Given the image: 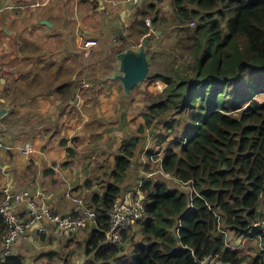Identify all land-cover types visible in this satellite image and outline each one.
Masks as SVG:
<instances>
[{"label": "trees", "instance_id": "16d2710c", "mask_svg": "<svg viewBox=\"0 0 264 264\" xmlns=\"http://www.w3.org/2000/svg\"><path fill=\"white\" fill-rule=\"evenodd\" d=\"M126 2L129 10L135 7ZM155 2L160 6L163 0L146 2L147 14L137 10L132 15L128 29L139 43L151 27L163 25ZM171 8L174 24L187 33L190 74L156 73L146 79L150 84L139 113L144 124L122 141L102 193H90L88 206L98 214L97 226L88 229L79 245L90 257L88 264H197L216 253L229 264H264L258 239L252 257L243 252L250 242L242 244L261 234L254 224L264 220V100H258L264 95V0H171ZM118 40L105 50L101 65L83 69L86 83H95V74L115 71L116 56L130 44L123 35ZM149 63L151 70L154 60ZM56 92L65 100L77 91L71 85ZM148 131L145 168L151 177L141 183L145 217L124 234L121 244L109 245L108 213L121 198ZM68 152L69 158L76 153L72 148ZM154 164L157 172L150 169ZM93 185L87 180L83 187L91 191ZM6 229L0 214V242ZM228 235L239 249L226 246ZM57 256L42 255L47 264ZM0 264L27 263L24 256L0 255Z\"/></svg>", "mask_w": 264, "mask_h": 264}, {"label": "crops", "instance_id": "0c3cea01", "mask_svg": "<svg viewBox=\"0 0 264 264\" xmlns=\"http://www.w3.org/2000/svg\"><path fill=\"white\" fill-rule=\"evenodd\" d=\"M33 3L39 0H0V106L4 101L10 107L0 126V191L10 188L13 194L27 193L55 215L76 216L69 198L81 197L88 203L91 192L101 194L122 141L134 137L136 128L144 124L139 115L144 92L142 102L139 97L130 100L121 83L112 81L120 74L118 55L111 76H92L95 83L84 87L80 106L75 95L62 100L56 90L72 85L77 91L87 82L83 69L95 62L102 64L114 40L128 37L125 22L133 20L131 14L140 8L129 10L125 0H46L44 5L31 7ZM98 17L104 20L99 26ZM85 40L98 42L90 56L82 50ZM136 107L134 116L131 109ZM149 131L132 161L121 197L138 194L142 181L151 177L145 168ZM28 145L33 152L25 155ZM70 148L76 152L71 158ZM67 162L69 167L64 166ZM50 171L54 173H46ZM87 180L94 184L91 191L83 187ZM27 209V202L12 207L21 216ZM40 228L46 232L40 233ZM88 229L74 236L85 241ZM69 236L54 223L42 221L12 245L10 254L24 256L27 264L44 263L42 255L50 245L54 248ZM4 254L0 244V255ZM78 258L74 264L90 260L85 253Z\"/></svg>", "mask_w": 264, "mask_h": 264}, {"label": "built area", "instance_id": "2783aa9c", "mask_svg": "<svg viewBox=\"0 0 264 264\" xmlns=\"http://www.w3.org/2000/svg\"><path fill=\"white\" fill-rule=\"evenodd\" d=\"M133 5H139L142 0H127ZM97 43L94 41H89L84 44L87 50L96 46ZM31 146H27L23 153L29 155L32 153ZM165 177H170L168 174H163ZM4 198L0 202V214L3 216L6 223V233L3 236L2 243L6 249V254L9 253L11 246L16 243L21 236L35 227L38 223L42 221H48L54 223L62 232V234H73L83 231L88 226H97L98 214L96 210L89 207L83 198L80 197H70L69 200L74 205L78 216H68L61 217L55 215L50 209L44 208L38 205L35 201L29 198L27 193L24 194H13L10 188L3 189ZM27 202L28 209L27 212L21 216L12 210L14 203H24ZM108 216L110 218V228L107 232L106 243L109 245H119L123 242L124 234L131 228L138 225L140 221L145 217V202L141 191L139 193L131 192L128 196L118 198L114 203L112 209L109 211ZM254 227L258 228L261 234L256 237L244 238L242 244H245L250 240V243H256L257 239L260 248L264 251V220L259 221L254 224ZM40 233H45L44 228L39 229ZM226 246L237 250L235 248L230 235L225 236ZM197 264H229L224 262L220 253H216L207 257H204ZM243 264H248L244 263Z\"/></svg>", "mask_w": 264, "mask_h": 264}, {"label": "rangeland", "instance_id": "374dc122", "mask_svg": "<svg viewBox=\"0 0 264 264\" xmlns=\"http://www.w3.org/2000/svg\"><path fill=\"white\" fill-rule=\"evenodd\" d=\"M146 2H153V0H145L144 3L140 6L139 10H145L146 14L149 10L146 9ZM156 8L159 10V16L163 18V25L161 28L158 29V31L162 32L161 35H158L152 27L151 34V41L149 43V57L154 60V63L152 65L151 70L149 71L150 76H154L156 73H159L163 75L164 77L173 76L175 73H180L182 75H188L190 74V71L188 70V65L190 64V58L187 52L185 51L186 45V36L187 33L184 31V29L178 27L174 24V13L173 9L171 8V0H163L162 4L159 6L158 3H156ZM165 6H170V9H164ZM92 18H93V13ZM133 14V13H132ZM131 14V16H132ZM147 25L150 24L151 26V20L150 16L147 18ZM110 19V23H112ZM96 25L99 26L100 24L104 23V20L102 17H98V19L95 21ZM133 23V20L130 19L125 22V30L127 32V36L129 39V46H138L139 41L137 40V37L132 35L128 27ZM106 25V24H104ZM141 44V42H140ZM139 44V45H140ZM101 65V64H100ZM148 75V76H149ZM148 80V79H147ZM147 80L144 83H141L138 85L130 95V100L135 99L136 97H139L140 102H142V94L143 92H146V88L149 86V82ZM159 86V84H158ZM259 101L264 100V95L258 97ZM137 107L131 109V113L136 116L137 114ZM149 136V134H148ZM106 161L107 158L105 157ZM152 170L156 171V164L152 167ZM82 236L79 238L75 237L74 235L69 236L67 239H62L57 245L52 248L53 244L50 245V248L48 252H56L57 257L54 260L53 264H74L76 261H79V256L83 255V249L79 245L81 243L80 240H82ZM79 240V241H78ZM250 242V240L248 241ZM255 244L250 243V245H245L243 247V252L246 254L248 253V256L252 257L257 254L256 249L254 248ZM55 249V250H53ZM87 262V261H86ZM85 262V263H86ZM84 263V264H85ZM38 264H47V261L45 259L44 263L39 262Z\"/></svg>", "mask_w": 264, "mask_h": 264}, {"label": "water", "instance_id": "95a60500", "mask_svg": "<svg viewBox=\"0 0 264 264\" xmlns=\"http://www.w3.org/2000/svg\"><path fill=\"white\" fill-rule=\"evenodd\" d=\"M161 32H157L160 35ZM151 35L143 38L138 50L135 48L129 49L118 54L120 74L114 76L112 81L121 83L126 95H131L134 88L143 83L149 75L150 63L148 58L147 46L150 42ZM10 112V108L6 107L4 102L0 107V126L3 119Z\"/></svg>", "mask_w": 264, "mask_h": 264}, {"label": "clouds", "instance_id": "9594fccd", "mask_svg": "<svg viewBox=\"0 0 264 264\" xmlns=\"http://www.w3.org/2000/svg\"><path fill=\"white\" fill-rule=\"evenodd\" d=\"M144 1L145 0H142V2L139 4V5H137V6H135L136 8H140V6L144 3ZM148 3V2H147ZM39 6H41L40 4H33L31 7H39ZM150 25V24H149ZM195 26V24H191V27H194ZM154 29V28H153ZM151 30H152V28H151ZM152 32V31H151ZM89 41H94V42H96L97 43V45L96 46H98V42L97 41H95V40H87V42H89ZM151 41V40H150ZM86 42V43H87ZM118 42V40L117 39H115L114 40V43L116 44ZM85 43V44H86ZM150 43V42H149ZM149 43H148V46H149ZM141 45V44H140ZM140 45H138V46H133V48H135V50H138L139 49V47H140ZM96 46H94V47H96ZM148 46H147V52H148ZM94 47H92L90 50H87L85 47H84V44H83V46H82V50H83V52L87 55V56H90L91 55V50L94 48ZM122 53V52H121ZM120 54V53H119ZM148 58H149V55H148ZM149 60H150V58H149ZM146 81V80H145ZM144 81V82H145ZM143 82V83H144ZM84 87H89V84L88 83H84V84H82L79 88H78V90H77V92H76V99L78 100V106H80V99H83V97H82V94H83V89H84ZM135 89V88H134ZM133 89V90H134ZM133 92V91H132ZM2 102H4V101H2ZM2 106V105H1ZM0 106V107H1ZM6 106V105H5ZM10 108V107H9ZM2 126V125H1ZM24 151V150H23ZM33 152V151H32ZM30 155V154H29ZM140 191H141V188H140ZM1 193H2V198H1V200H0V202L3 200V198H4V194H3V189L0 191ZM143 196V195H142ZM81 198V197H80ZM144 198V197H143ZM85 200V199H84ZM85 203L87 204V205H89L86 201H85ZM78 215H79V213H78ZM91 227H94V226H91ZM91 227H89L88 226V228H91ZM136 227V226H135ZM83 231H86V229H84ZM74 234H76V233H73V235ZM68 235V234H67ZM70 236L72 235V234H69ZM3 239V238H2ZM0 244H3L2 243V241L0 242ZM15 244V243H14ZM4 246V245H3ZM12 247V246H11ZM5 248V247H4ZM11 253V249H10V251H9V253L8 254H6V249H5V254H4V256L5 255H11L10 254Z\"/></svg>", "mask_w": 264, "mask_h": 264}]
</instances>
